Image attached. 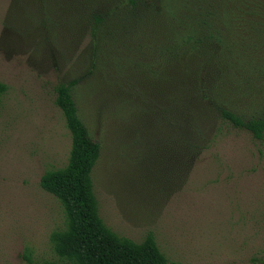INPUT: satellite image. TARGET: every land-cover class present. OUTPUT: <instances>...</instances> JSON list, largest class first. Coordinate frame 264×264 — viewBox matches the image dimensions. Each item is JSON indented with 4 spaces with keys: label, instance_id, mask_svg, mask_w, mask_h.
Listing matches in <instances>:
<instances>
[{
    "label": "rangeland",
    "instance_id": "obj_1",
    "mask_svg": "<svg viewBox=\"0 0 264 264\" xmlns=\"http://www.w3.org/2000/svg\"><path fill=\"white\" fill-rule=\"evenodd\" d=\"M72 80L111 231L151 234L167 264H264V137L221 114L264 116V0H0V264L57 259L39 180L68 160Z\"/></svg>",
    "mask_w": 264,
    "mask_h": 264
},
{
    "label": "trees",
    "instance_id": "obj_2",
    "mask_svg": "<svg viewBox=\"0 0 264 264\" xmlns=\"http://www.w3.org/2000/svg\"><path fill=\"white\" fill-rule=\"evenodd\" d=\"M129 2L132 4V0ZM192 16L196 19L195 15ZM202 23L211 27L208 21ZM195 24L192 35L200 26L196 20ZM212 27L220 34L219 26ZM171 35L174 41L172 48L177 51L183 48L182 40L179 39L185 32L175 27ZM75 82L72 80L59 84L55 96V103L70 133L68 160L62 167L46 170L39 180L41 188L60 202L65 226L50 235L57 259L36 264H167L166 257L151 234H147L140 242H134L111 231L100 218L91 179V171L100 155V145L89 136L78 115L71 95V87ZM5 87L0 83V92ZM221 114L234 126L249 131L254 138L264 137V116L245 120L225 109L221 110ZM185 136L190 151L199 148L197 143L193 145L189 140V132Z\"/></svg>",
    "mask_w": 264,
    "mask_h": 264
}]
</instances>
